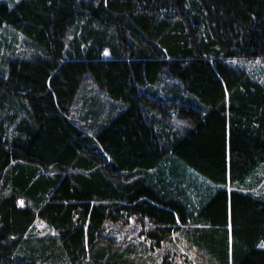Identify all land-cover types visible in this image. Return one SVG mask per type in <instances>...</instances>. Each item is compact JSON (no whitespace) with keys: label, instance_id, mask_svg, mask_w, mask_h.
Here are the masks:
<instances>
[{"label":"trees","instance_id":"1","mask_svg":"<svg viewBox=\"0 0 264 264\" xmlns=\"http://www.w3.org/2000/svg\"><path fill=\"white\" fill-rule=\"evenodd\" d=\"M3 28L26 52L0 41V264H264V194L238 188L264 84L229 61L264 56V0L0 1ZM85 78L113 102L87 129Z\"/></svg>","mask_w":264,"mask_h":264},{"label":"rangeland","instance_id":"2","mask_svg":"<svg viewBox=\"0 0 264 264\" xmlns=\"http://www.w3.org/2000/svg\"><path fill=\"white\" fill-rule=\"evenodd\" d=\"M0 1L11 4L12 2H16L17 0ZM13 36V30L11 29L3 28V30L0 31V39L1 37H3L4 39V41H0L4 45H8L9 48L7 50H3L4 54H6L5 57L7 56V58L9 56L23 54V52H26V47L23 44L22 40V34L20 32H17L16 41H13ZM229 61L235 66L243 67L254 79L264 84V56L256 58H233ZM112 103L113 102H111L108 97L101 93V91L93 84V82H91L88 78H85L72 105V117L76 122H78V124L82 126V128H90L89 124L94 122H103V120L107 119V116L113 114V111L111 110V107L113 106ZM245 183H249V185H241L238 188H241L244 191L257 192L259 193V195L264 194L263 168L258 169L253 174H251L249 178L246 179ZM107 224L109 228H107L106 231L110 232L115 229V235H117V237H121L122 240L127 238H135V236H137L136 232H139L138 230H140L139 227H134L135 221L132 218H130L128 221H116L114 223L108 221ZM35 228L37 234L42 236L49 235L53 232L51 228L48 227L47 224H45V222L39 219L35 221ZM110 233L114 234L113 231ZM185 240L186 239L181 236L178 237V234H173L171 236L172 244H176L175 247H177L180 252H186L188 256L192 258L201 256L197 253V249H195V247L193 245H190L188 242H185ZM166 245L167 244H165V247ZM260 246L264 247V239L260 242Z\"/></svg>","mask_w":264,"mask_h":264}]
</instances>
